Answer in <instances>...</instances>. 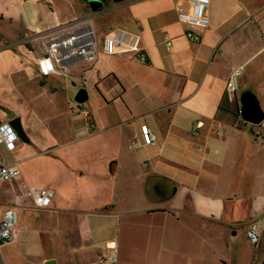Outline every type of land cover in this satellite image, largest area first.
<instances>
[{"label":"crops","instance_id":"crops-1","mask_svg":"<svg viewBox=\"0 0 264 264\" xmlns=\"http://www.w3.org/2000/svg\"><path fill=\"white\" fill-rule=\"evenodd\" d=\"M178 5L193 9L182 0H0V122L19 117L26 136L11 154L0 151L19 170L0 181V217L16 215L0 264H110L103 260L114 255V264H179L184 254L165 244L163 229L139 241L155 216L220 226L222 264H235L236 253L263 263L264 229L257 246L245 229L264 215V138L240 110L250 101L264 114V0H210L204 25L180 20ZM99 16L134 34L146 61L106 55L102 40L96 60L72 64L64 85L45 74L44 38L89 25L96 41ZM74 85L86 89L85 104L71 103ZM142 124L154 144L141 141ZM42 188L46 207L33 201ZM239 231L247 243L229 247Z\"/></svg>","mask_w":264,"mask_h":264},{"label":"built area","instance_id":"built-area-1","mask_svg":"<svg viewBox=\"0 0 264 264\" xmlns=\"http://www.w3.org/2000/svg\"><path fill=\"white\" fill-rule=\"evenodd\" d=\"M192 6V11H187L183 6L178 5L177 15L182 21H194L201 25L207 23L205 10L210 0H182ZM189 40H196L197 35L191 31L185 33ZM37 36L24 38L20 42L29 43ZM102 51L109 56H118L124 52L133 51L138 53L139 59L146 61L144 55L140 54L137 38L123 29L115 28L109 30L103 39ZM40 66L45 74L60 75L68 77L69 67L75 62H93L96 60V41L92 28L89 25L75 27L68 32L55 33L44 38L41 42ZM237 71L233 72L225 83V95L229 101H233L237 90ZM84 84V82L82 81ZM258 134L264 138V118L258 124ZM140 139L146 145L154 144L155 134L146 124L140 126ZM20 141L17 132L9 122H0V147L14 145ZM19 175L15 164H8L0 154V181L12 180ZM51 193L47 189H40L33 197L34 204L40 207L49 205ZM16 223V215L12 208L5 210L0 217V243L10 241L13 236V228ZM264 229V215L260 220L251 221L245 229V236L252 246L260 243L261 231ZM104 263L114 264L116 255L105 258Z\"/></svg>","mask_w":264,"mask_h":264},{"label":"rangeland","instance_id":"rangeland-1","mask_svg":"<svg viewBox=\"0 0 264 264\" xmlns=\"http://www.w3.org/2000/svg\"><path fill=\"white\" fill-rule=\"evenodd\" d=\"M111 4L112 3H109V5ZM95 23L98 25V29H99V32H97V36H96L97 37L96 42L97 44L100 45V43L104 38L105 33L109 29L115 28L116 26H114V24H110L107 17L105 16L97 17ZM74 71H76V68H74ZM55 78L58 79V81H60L62 85H64L65 77L56 76ZM79 88L80 87L78 85L77 86L74 85L71 88L72 104H75V102H73V98ZM2 93L3 92H0V95H2ZM55 109L58 110L61 109V107H55ZM58 117L61 118L60 116ZM8 119H11L10 115H7V117L3 118V121H9ZM15 149L16 146L14 144L7 147L3 146L0 149V151L1 153L3 152L4 154L9 155L13 151H15ZM154 218L157 219V216H155ZM156 219L153 220L149 218L147 220H143L142 227H139L140 228L139 233L141 238L139 239V241L146 242L148 240L153 242V239H155L156 237L154 235L155 231H158L159 229H163L167 237V239H165V244H172V246H176L179 253L184 254L183 258L180 259L179 264H222L221 259L227 256V249L225 247V245H227L226 244L227 241L225 240L226 232L220 226L214 227V223L209 224L207 221L197 218H195L194 224L191 227L190 225L188 226L183 223H180L178 225H173L169 223L161 224L158 223ZM187 229H193V232ZM209 230L211 231L209 232ZM143 231L146 232L148 238L146 239L143 238V233H144ZM246 243L247 241H245V238L242 235V231H239V235L235 239L234 243L233 244L229 243L228 245L229 247H231V245H235L236 249H240V248L243 249V246H245ZM236 255L238 256L237 253ZM237 256H235L236 257L235 264H243V259ZM241 256H242V252H241ZM228 259H230V256H228Z\"/></svg>","mask_w":264,"mask_h":264},{"label":"water","instance_id":"water-1","mask_svg":"<svg viewBox=\"0 0 264 264\" xmlns=\"http://www.w3.org/2000/svg\"><path fill=\"white\" fill-rule=\"evenodd\" d=\"M113 2H118L121 0H112ZM93 9L96 10L101 6V3L92 4ZM88 99V94L85 88H79L74 96V101L78 104L85 103ZM240 114L243 120L252 125H258L264 118L262 111L255 107L250 101L245 102L242 105ZM10 125L15 129L20 141L26 142L25 132L22 129L20 118L15 117L9 121ZM46 264H55L54 261H48ZM264 264V261L263 263Z\"/></svg>","mask_w":264,"mask_h":264}]
</instances>
